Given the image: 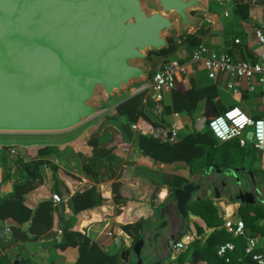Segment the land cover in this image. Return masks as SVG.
Listing matches in <instances>:
<instances>
[{
  "label": "crops",
  "instance_id": "crops-1",
  "mask_svg": "<svg viewBox=\"0 0 264 264\" xmlns=\"http://www.w3.org/2000/svg\"><path fill=\"white\" fill-rule=\"evenodd\" d=\"M248 4L247 18L241 19L233 13L234 1L222 7L220 11L213 9L211 3V15L206 16L210 22H204L206 25L204 24V34L200 36L201 42L215 52L224 51L232 58L253 62L258 54L264 52V45H260L254 36L256 28H261L264 33V0H253ZM177 44L179 45H176L173 52L177 61L185 65L186 71L177 73L174 87L164 90L160 99H154L152 92L143 85H131L112 96L109 115L114 114L116 104L142 92L138 107L158 124L157 127L151 128L144 125L141 118L133 116V123L130 125L132 136L128 142L120 135L114 137L112 149L109 147L110 143L108 145V142H105L104 147L109 151V168L101 162H94V165L86 162L91 150L85 144V139L99 122L81 136L77 126L61 132L65 137L56 135L61 133H0V199L12 198L18 185L30 181L31 187L20 189L19 191L23 192H18L22 204L31 210L30 217L40 202L50 201L52 204L51 210L38 224H34V230H31L30 217L17 225L7 217V210L4 209L0 216V264H75L78 257L76 247L67 246L61 250L54 245V242L61 241L65 228L85 234L89 243L98 246L107 255H115V264H123L118 259V253L123 248H130L133 241L120 226L133 222L138 216L144 218L139 231L141 237H145V243L140 250L143 264L158 260V264H190L188 253L182 261H176L178 254L185 247L179 252L170 250L169 241L176 239L172 237L188 234L194 237L188 243L196 241L197 246L201 248L209 232L218 228L224 229L222 223L225 219H240L243 222V234L240 236L245 242L248 237H264V203L242 204L236 199H228V195L234 196L238 190L253 192L254 187L259 191V195L264 196V153L253 147L248 129L244 132L246 141L241 146L234 138L227 141H218L215 138L211 140L209 166L230 168L235 176L214 172L209 166L201 164V157H188L187 163L181 160L159 162L142 154L136 146V131L151 133L165 142H174L194 131H207V128L197 129L193 119L199 117H194V112L198 111L199 115L206 119L211 115L216 103L224 108L230 105L238 106L251 118L264 117V83L258 82L256 77H252L248 84L244 80L235 82L223 73H218L214 79H210L199 62L190 60L193 45L180 40ZM229 81L235 83V90L226 87ZM190 84L196 89H207L208 95L199 99L188 112L164 113L163 106L171 105V90L183 92ZM121 120L124 118L121 117ZM111 128L110 134L113 136L118 129L115 123ZM171 130L175 135L169 140L170 133L168 138L165 133ZM106 133L109 132H104ZM79 138L82 143H79ZM57 142H63L64 150L61 151V146L55 145ZM39 146L58 150L60 157L54 158V161L60 162L62 171H56L58 167L56 169L52 162L47 160L50 157H58L54 154L41 158L38 165L30 168L33 163L31 156ZM103 163L106 164V161ZM174 176L184 179L179 186L189 181L201 183V187L192 192L183 219L176 210L172 192L169 194L165 185H158L159 181ZM113 181L119 184L118 192L123 202H115L111 197ZM90 186L100 195L101 202L94 207L73 212L70 195ZM212 187L217 190V197L212 193L207 194V188ZM53 193L58 196L56 202L51 200ZM151 195L152 205L148 203ZM202 200H210L213 208L203 203H195ZM250 205L256 206L259 213L251 227L244 222L252 212L248 210ZM116 210L120 212L116 213ZM42 228L43 231L39 233ZM230 236L236 237L231 234ZM257 250L260 251V247ZM243 254H247L244 247ZM216 255L219 256L217 253ZM134 260L133 254L129 252L128 264H132ZM227 260L228 258L225 259ZM199 264L205 262L200 260Z\"/></svg>",
  "mask_w": 264,
  "mask_h": 264
},
{
  "label": "water",
  "instance_id": "water-1",
  "mask_svg": "<svg viewBox=\"0 0 264 264\" xmlns=\"http://www.w3.org/2000/svg\"><path fill=\"white\" fill-rule=\"evenodd\" d=\"M149 1L147 9L143 0H0V133L68 131L101 110L99 94L140 86L164 61L177 60L173 51H159L168 48V38L177 44L187 28L197 29L202 18L191 11H208L210 0ZM209 168L235 176L230 168ZM200 187L189 181L173 188L182 219ZM211 193L218 196L214 187L207 188ZM258 193L238 190L228 199L264 203ZM179 236L169 241L170 250ZM144 243L140 236L118 259L128 264L131 252L132 264H143Z\"/></svg>",
  "mask_w": 264,
  "mask_h": 264
},
{
  "label": "trees",
  "instance_id": "trees-1",
  "mask_svg": "<svg viewBox=\"0 0 264 264\" xmlns=\"http://www.w3.org/2000/svg\"><path fill=\"white\" fill-rule=\"evenodd\" d=\"M234 9L233 13L238 15L241 19L247 18L249 4L243 2L242 0H234ZM204 21L200 23L199 27L191 33H187L182 37H179L180 41H183L186 44H192L193 47L201 42L200 36L204 34ZM169 46L166 49L159 51L161 54L171 53L175 47L176 42L168 38ZM177 73L175 74V76ZM174 76V79H175ZM174 87V80H173ZM208 95L207 89L194 88L192 84L186 88L183 92L178 90H171V105L163 106L162 111L164 113L185 111L188 112L194 108L199 99ZM142 96V92H139L115 105V112L112 115L104 116L98 126L92 130L85 139V144L90 147L91 154L87 157L86 162L90 165H94V162L102 163L103 166L109 168L110 161L108 160L109 151L105 149V142H108L110 149L114 148V137L120 135L125 141H129L132 136L130 125L133 123L131 118L133 116L139 117L143 120L144 125L151 128L157 127V122L151 120L147 115H145L141 109L138 107L139 100ZM206 104H208L206 102ZM212 106V105H211ZM225 108L215 104V107L211 110V115L213 113H218L223 111ZM208 115V114H207ZM121 117L124 120H121ZM134 118V117H133ZM113 124L115 123L117 132L112 136L110 132L112 131L111 126L105 129L104 132L108 131L109 133L104 134L103 137L97 135V132L100 130L104 124ZM109 136H112L109 138ZM136 146L140 152L144 155L149 156L153 160L159 162H172L175 160L185 161L187 163L189 160L188 157H201V164L207 166L211 165V140L213 136L207 131L197 132L194 131L191 134L181 137L174 142H165L162 141L158 136H153L151 133H141L136 131ZM50 154L58 155L57 151L49 149L47 147H37L35 153L31 156L33 159L32 166H36L41 162V158L48 157ZM85 159L83 158V161ZM106 161V164L103 162ZM54 173V170L52 171ZM184 179L179 176H174L168 179H163L159 181L158 185H165L168 188L169 194L172 192L173 188L180 185ZM31 187L30 181H26L23 184L18 185L15 189L17 192L14 193L12 198H3L0 199V216L4 209L7 210V217H10L12 221L19 225L21 222L29 219L31 210L25 207L22 204L20 193L26 188ZM119 184L117 181L111 183V197L116 202H123V198L118 192ZM20 189H23L19 191ZM69 200L73 212H78L84 209H88L98 205L101 202V197L99 194L95 193L94 187L90 186L84 188L81 191H75L70 195ZM125 202V200H124ZM153 204V195L150 196L149 202ZM197 204H204L213 208L210 200L195 201ZM51 202L43 201L40 202L36 209L33 212L31 219V230H34V224H38L41 221L43 216L51 210ZM249 211H252L250 216L247 217V220L244 221L251 227L253 220L259 214L257 212V207L250 205ZM116 213H119L120 210H116ZM48 216V215H47ZM5 217V216H4ZM144 218L143 216H138L133 222L125 223L120 226L121 230L128 234L132 241H135L140 238L139 231L143 225ZM44 228L39 229V233L43 231ZM197 231H200L199 228H196ZM264 230V228H263ZM230 241L233 243L234 248L231 251L226 252L224 256H217L215 249L216 247ZM245 240L242 236L231 237L230 233L226 232L223 228L214 229L209 232L206 237V241L203 247H198L196 241L187 243L185 248L178 254L176 259L177 262L182 261V258L188 253L189 254V263L190 264H199L200 260H203L205 264H257L254 260L251 259L249 254H243V247ZM55 247L59 249H64L67 246H74L77 248L78 257L75 264H115V255L105 254L98 246L89 243L88 237L85 234L79 232L64 229L63 236L60 242H54ZM257 250V249H256ZM258 251V250H257ZM225 258H228L225 261Z\"/></svg>",
  "mask_w": 264,
  "mask_h": 264
},
{
  "label": "built area",
  "instance_id": "built-area-1",
  "mask_svg": "<svg viewBox=\"0 0 264 264\" xmlns=\"http://www.w3.org/2000/svg\"><path fill=\"white\" fill-rule=\"evenodd\" d=\"M242 1L249 3L253 0ZM202 20L206 23L210 22V19L207 17H204ZM254 36L260 45H264V33L261 28H256L254 30ZM189 57L192 62H199L202 65L206 76L210 79H214L218 73H223L235 80V82L244 80L246 84H248V81L252 77H256L258 82L264 83V52L258 54L253 62H249L232 58V56L224 51L215 52L208 48L203 42H199L191 50ZM184 71H186L184 64L173 59L167 60L164 61L160 68L155 70L142 85L152 92L154 99L158 100L161 98V94L164 90L173 88L175 74ZM234 86L235 83L232 81L226 83L227 88L235 90ZM229 114L232 115L230 116ZM241 116L246 117L247 120L237 124L236 121L239 120ZM206 128L216 140L227 141L234 138L240 146L246 141L244 132L248 129L253 147L264 153V117L251 118L238 106L230 105L223 111L207 117ZM225 129H227V131H225ZM174 135L175 132L171 130L168 139L172 140ZM51 200L53 202L58 201V196L54 193L51 194ZM222 226L233 236H240L243 234V222L240 219H225ZM107 234H110V232H107ZM191 238L194 237L188 234H181L172 244V251H181ZM233 247L234 245L232 242L226 241L216 247V253L219 256H224L226 252L232 250ZM258 247H260V251L256 250ZM244 252L249 254L251 259L257 264H264V237L246 238Z\"/></svg>",
  "mask_w": 264,
  "mask_h": 264
},
{
  "label": "rangeland",
  "instance_id": "rangeland-1",
  "mask_svg": "<svg viewBox=\"0 0 264 264\" xmlns=\"http://www.w3.org/2000/svg\"><path fill=\"white\" fill-rule=\"evenodd\" d=\"M231 1H233V0H231ZM231 1L228 0L224 4L214 5L215 3H213L210 0V2H209V10L208 11H204V12H201V11H191V15H199L203 19L204 16L206 17V16H210L211 15V3L213 4L212 5V8L213 9H216L217 11L218 10L220 11L222 7L227 6L228 4H230ZM143 4H144V7L147 8V9L151 8V6H152L149 0H143ZM206 24H209V23H206ZM192 30H194V29L187 28L185 30V32H183V33L180 34L179 37H182V36H184L187 33L193 32ZM170 35H172V32L167 33V36H170ZM176 45H179V44H176ZM111 98H112V96L106 98V97L102 96L101 94L98 95L97 104L101 108V110L96 115H94L93 117L89 118L88 120L82 122L80 125L77 126V128H79V130L77 129L78 130V133L79 134L81 133L80 136L81 135H84V133L87 131L88 128H92L93 129V127L95 126V124H97L98 122H100V120L104 116L109 115V107H110V104H111L110 103L111 102ZM194 117H199L198 119H195V118L193 119L194 120V124H196L197 129L198 130H204V129H206V119L204 117H202L201 115H199L198 111H195L194 112ZM111 125H112L111 123L110 124H108V123L104 124L102 127H100V130L97 132V135L100 136V137H103L104 136V132L103 131H105V129L107 127L109 128ZM80 130H81V132H80ZM56 135H59L61 137H65L66 136L64 133L56 134ZM79 139H80V140H78L79 143H82V139L81 138H79ZM62 143L63 142H57V144H55L57 146H61V151H62V149L64 150V148H65V147L62 148ZM79 143L77 142V144H78L77 147H79ZM57 152H58V150H57ZM63 154H65V153H63ZM59 157H60V153H59L58 157H50V158L47 159L50 163L52 162L53 166H55L56 169L58 167V169L56 171H62V168H60L61 167L60 166V162L59 161L58 162L57 161H54L55 160L54 158H56V159L58 158L59 159Z\"/></svg>",
  "mask_w": 264,
  "mask_h": 264
},
{
  "label": "clouds",
  "instance_id": "clouds-1",
  "mask_svg": "<svg viewBox=\"0 0 264 264\" xmlns=\"http://www.w3.org/2000/svg\"><path fill=\"white\" fill-rule=\"evenodd\" d=\"M229 115L231 116L232 114H229ZM246 120H247L246 117L241 116L240 119L236 121V123H237V124H240L241 121H246ZM225 131H227V129H225Z\"/></svg>",
  "mask_w": 264,
  "mask_h": 264
}]
</instances>
